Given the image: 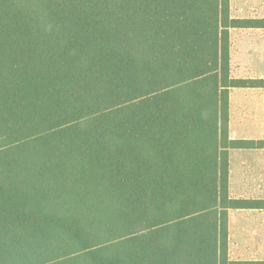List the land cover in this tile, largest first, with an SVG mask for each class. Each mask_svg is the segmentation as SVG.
Returning <instances> with one entry per match:
<instances>
[{
    "label": "trees",
    "instance_id": "obj_1",
    "mask_svg": "<svg viewBox=\"0 0 264 264\" xmlns=\"http://www.w3.org/2000/svg\"><path fill=\"white\" fill-rule=\"evenodd\" d=\"M231 0H0V264L231 257Z\"/></svg>",
    "mask_w": 264,
    "mask_h": 264
},
{
    "label": "rangeland",
    "instance_id": "obj_2",
    "mask_svg": "<svg viewBox=\"0 0 264 264\" xmlns=\"http://www.w3.org/2000/svg\"><path fill=\"white\" fill-rule=\"evenodd\" d=\"M231 14L239 19H264V0H231ZM231 70L235 78L264 79V29L231 32ZM230 121L232 137L258 140L250 143L263 147L264 89L231 90ZM255 169L246 182L264 196V157ZM230 232L234 260H264V211H232Z\"/></svg>",
    "mask_w": 264,
    "mask_h": 264
},
{
    "label": "crops",
    "instance_id": "obj_3",
    "mask_svg": "<svg viewBox=\"0 0 264 264\" xmlns=\"http://www.w3.org/2000/svg\"><path fill=\"white\" fill-rule=\"evenodd\" d=\"M231 123L232 122L230 121L229 134L232 140L245 142L248 144H251L250 142L258 141L247 138L232 137L233 131H232ZM261 150H264V146L259 147V145H256V146H251L250 148L249 147L239 148L230 151V192L233 198L254 199V200L264 201V196H262V194L260 193V189H256V187L254 186L252 187L246 182L247 177L250 176V174H253V170H256L255 167L259 166L261 159L264 157V151ZM252 159L254 160L255 167L252 166L253 164ZM238 211H264V210H238Z\"/></svg>",
    "mask_w": 264,
    "mask_h": 264
}]
</instances>
